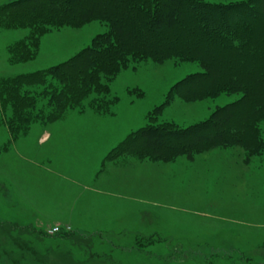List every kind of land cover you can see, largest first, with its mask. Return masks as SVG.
<instances>
[{
  "label": "rangeland",
  "instance_id": "374dc122",
  "mask_svg": "<svg viewBox=\"0 0 264 264\" xmlns=\"http://www.w3.org/2000/svg\"><path fill=\"white\" fill-rule=\"evenodd\" d=\"M24 1L0 0V264H264V111L253 119L261 151L231 146L157 161L137 157L139 129L204 124L244 92L219 88L228 73L198 77L205 64L192 50L185 59L136 56L95 69L59 111L46 105L50 93L43 98L34 83L26 87L27 105L19 99L25 96L21 75L93 49L112 26L93 14L69 20L44 10L40 0ZM198 1L225 7L252 0ZM158 7L167 12L165 3ZM169 14L165 25L171 21L175 30L158 26L153 37L172 42L182 31ZM257 76L249 70L234 79L255 94ZM38 179L45 185L41 197L36 187L27 198L21 187ZM85 190L102 201L86 200L72 214L71 202L83 201ZM93 215L94 224L80 226Z\"/></svg>",
  "mask_w": 264,
  "mask_h": 264
},
{
  "label": "trees",
  "instance_id": "16d2710c",
  "mask_svg": "<svg viewBox=\"0 0 264 264\" xmlns=\"http://www.w3.org/2000/svg\"><path fill=\"white\" fill-rule=\"evenodd\" d=\"M33 1L36 0H25L21 3L25 6L27 2ZM40 1L44 3V10L47 8L50 13L59 11L64 16L68 15L65 17L69 20L73 16L88 17L92 14L91 18L109 19L112 29L109 36L95 41L93 49L84 51L59 66L21 75L17 81L20 90L25 89V96L21 95L23 99L18 96L22 102L29 104L27 95L31 91L26 87L37 83L36 85L42 86L43 98V92L50 93L48 102L45 99L46 105L59 111L65 102H71L68 101V96L73 100L71 91L85 87L84 78L95 69L98 72L103 66L114 65L125 58L136 56L155 61L185 59L193 50L200 55V61L205 64L206 69V72L198 77L216 79L217 76L228 73V81L220 84L219 88L222 89L224 84L234 85L244 92V96L240 102L218 110V113L213 114L204 124H196L183 130L170 125H147L139 129L135 136L142 141V147L133 154L137 157L142 154L157 161L164 159L163 157L205 151L211 147L238 146L243 150H262L261 134L256 130L257 123L253 122V119L258 112L264 111V0H252L246 4L225 7L198 0H84L82 3L81 0ZM75 2H79L84 8L82 9L80 4L74 6ZM161 3L167 5L162 7L163 10L178 20L175 21L179 26L177 28H181L178 31H182L172 42L162 36L153 37L159 34L158 26L161 32H172L176 28L171 21V25H165L167 22L164 19L168 15H162L161 11L157 10ZM13 5L10 6L11 9ZM5 27H11L10 23ZM112 36L114 37L111 39ZM17 46L18 51L22 50L20 44ZM26 57L29 58L30 55ZM249 70L258 75L255 83L259 88L255 94L249 85L242 83L244 86L239 87V82L234 79V75L248 73ZM112 71L116 72V68ZM107 74H111V71ZM75 78L77 81L81 80L79 85L73 84ZM25 104H20L19 107L29 109Z\"/></svg>",
  "mask_w": 264,
  "mask_h": 264
},
{
  "label": "crops",
  "instance_id": "0c3cea01",
  "mask_svg": "<svg viewBox=\"0 0 264 264\" xmlns=\"http://www.w3.org/2000/svg\"><path fill=\"white\" fill-rule=\"evenodd\" d=\"M41 182H43L41 179H38V180H36L34 183H32V184H34V185H29V184H27V186L25 187V188H23V187H21L22 188V191L26 194V197L27 198H29V196H32L31 195V190H35V188L37 187V193H38V196H40L41 197V195H42V193H40V192H42V187H44L45 188V185L44 186H42V184H40ZM17 186V185H16ZM26 188H29V189H26ZM31 189V190H30ZM38 191H40V192H38ZM115 191V190H114ZM125 190L124 189H122V191H118L121 195L123 194V192H124ZM16 192V191H15ZM19 192V194H22L23 192H20V191H18ZM117 191H116V193H114V194H117V195H119V193H118ZM94 191L93 192H91L90 191V193H89V191L88 190H85V192L84 193H82V195H83V197H84V200L82 201V199H78V200H76L78 197H76L74 200H73V202H71V204H70V207H72L73 209H72V214L74 213V211L76 210V208L75 207H77L78 206V204H80L79 205V207L80 206H82L84 203H85V201L87 200L88 201V203H90L91 205H92V203L93 202H99V201H102L101 200V198L98 196V195H96L95 197H94ZM128 193H130L129 194V196H128V198H129V201H130V203H131V205H133V204H135V202L137 201L136 199L137 198H135V192L134 191H131L130 189H129V192ZM69 194V193H68ZM105 194V193H104ZM107 195V194H106ZM120 195V196H121ZM71 198V196L69 197V199ZM110 198V199H109ZM109 198H107L108 199V202L110 201V200H114L113 198H111V197H109ZM107 199H105V200H107ZM115 199H117V198H115ZM40 200H41V198H40ZM115 201V200H114ZM40 203V202H39ZM38 203V204H39ZM119 204H124V201L121 203H119ZM60 206H61V204H59ZM69 207V209L67 210V211H69V213H71V208ZM83 213H85V212H83ZM102 215H106V213H105V211H104V213L102 214ZM90 220L91 221H93V222H91V223H85V224H81L80 226H86L87 228H88V226H89V224H94L95 223V217H94V215H93V218H90ZM87 224V225H86Z\"/></svg>",
  "mask_w": 264,
  "mask_h": 264
},
{
  "label": "built area",
  "instance_id": "2783aa9c",
  "mask_svg": "<svg viewBox=\"0 0 264 264\" xmlns=\"http://www.w3.org/2000/svg\"><path fill=\"white\" fill-rule=\"evenodd\" d=\"M57 230H58L57 227H55V228L53 229V232H57Z\"/></svg>",
  "mask_w": 264,
  "mask_h": 264
}]
</instances>
